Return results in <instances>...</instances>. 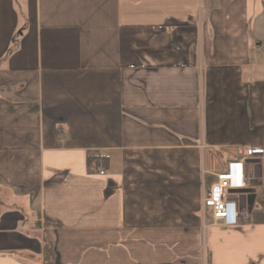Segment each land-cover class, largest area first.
Wrapping results in <instances>:
<instances>
[{
	"label": "crops",
	"instance_id": "1",
	"mask_svg": "<svg viewBox=\"0 0 264 264\" xmlns=\"http://www.w3.org/2000/svg\"><path fill=\"white\" fill-rule=\"evenodd\" d=\"M257 145L264 0H0V264H264V165L201 201Z\"/></svg>",
	"mask_w": 264,
	"mask_h": 264
},
{
	"label": "built area",
	"instance_id": "2",
	"mask_svg": "<svg viewBox=\"0 0 264 264\" xmlns=\"http://www.w3.org/2000/svg\"><path fill=\"white\" fill-rule=\"evenodd\" d=\"M240 155L228 160L224 168L214 173L215 180L202 195V210L211 217L215 225L232 227L240 222L239 195L246 190L250 181L246 174L247 160L264 165V146H242ZM100 174L103 171L100 170Z\"/></svg>",
	"mask_w": 264,
	"mask_h": 264
},
{
	"label": "trees",
	"instance_id": "3",
	"mask_svg": "<svg viewBox=\"0 0 264 264\" xmlns=\"http://www.w3.org/2000/svg\"><path fill=\"white\" fill-rule=\"evenodd\" d=\"M94 159H95L94 157L90 158L88 156L87 163L92 162V160H94ZM96 159H97V157H96ZM44 256H45L44 264H53V253H52L51 244L49 241H46V243H45ZM206 264H210V258L209 257H207V259H206Z\"/></svg>",
	"mask_w": 264,
	"mask_h": 264
},
{
	"label": "rangeland",
	"instance_id": "4",
	"mask_svg": "<svg viewBox=\"0 0 264 264\" xmlns=\"http://www.w3.org/2000/svg\"><path fill=\"white\" fill-rule=\"evenodd\" d=\"M214 181V180H213ZM213 183V182H212ZM212 183H210L209 181L205 184V186H206V189H208L209 188V186L212 184Z\"/></svg>",
	"mask_w": 264,
	"mask_h": 264
}]
</instances>
